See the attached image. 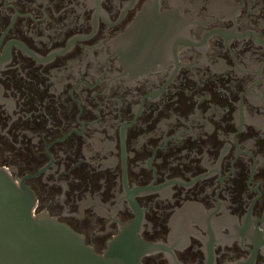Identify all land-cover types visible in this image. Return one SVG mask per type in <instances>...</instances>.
Here are the masks:
<instances>
[{"label": "flooded vegetation", "instance_id": "1", "mask_svg": "<svg viewBox=\"0 0 264 264\" xmlns=\"http://www.w3.org/2000/svg\"><path fill=\"white\" fill-rule=\"evenodd\" d=\"M0 167L99 254L264 264V0H0Z\"/></svg>", "mask_w": 264, "mask_h": 264}, {"label": "water", "instance_id": "2", "mask_svg": "<svg viewBox=\"0 0 264 264\" xmlns=\"http://www.w3.org/2000/svg\"><path fill=\"white\" fill-rule=\"evenodd\" d=\"M35 193L0 167V264H140L142 253L120 237L104 254L48 213L34 215Z\"/></svg>", "mask_w": 264, "mask_h": 264}]
</instances>
